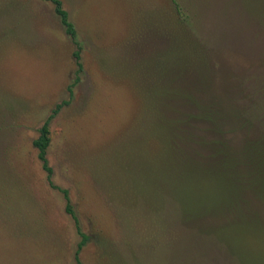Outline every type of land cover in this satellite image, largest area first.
I'll list each match as a JSON object with an SVG mask.
<instances>
[{
    "label": "rangeland",
    "instance_id": "obj_1",
    "mask_svg": "<svg viewBox=\"0 0 264 264\" xmlns=\"http://www.w3.org/2000/svg\"><path fill=\"white\" fill-rule=\"evenodd\" d=\"M60 1L82 46L80 81L77 47L55 5L0 0V264H78L77 256L82 264H264V195L218 166L227 185L190 172L204 159L217 165L210 139L264 142V0ZM168 21L173 32L149 45L164 50L190 36L200 57L150 75L154 67L141 62L152 51L134 43L149 23L163 31ZM201 60L207 69L197 73ZM191 82L206 86L216 109L237 114L222 134L205 136L206 125L182 117L193 112L182 102L169 103L163 125L157 113L153 120L168 142L138 123L150 86L170 100ZM51 115L49 181L34 141ZM167 143L195 161L178 181ZM219 196L232 210L214 208ZM78 230L89 237L79 255Z\"/></svg>",
    "mask_w": 264,
    "mask_h": 264
},
{
    "label": "trees",
    "instance_id": "obj_2",
    "mask_svg": "<svg viewBox=\"0 0 264 264\" xmlns=\"http://www.w3.org/2000/svg\"><path fill=\"white\" fill-rule=\"evenodd\" d=\"M46 2H52L55 5V10L56 13L59 15L61 22L63 26L66 28V31L68 35L71 37L73 40L74 44L77 47V50L74 52V58L76 60L77 64V81H80V73L84 71L83 63H82V58H81V51H82V46L81 43L78 41V34L77 30L72 22L69 20V15L66 10L63 8V4L60 0H43ZM179 9V4L177 2H174ZM183 16V15H181ZM184 20V19H183ZM167 29H164L163 31L158 29H155V23H149V30L145 31L144 34H146V39L143 42H139L137 39L134 44H136L135 48L139 45H145L149 46L147 50L152 51L149 55V59H144L142 60V66L145 65V67L148 69H153V71H149L150 75H157L159 71L162 72V77L163 75L169 74L174 70L172 66H174L176 63L181 62L183 59H190V61L193 63V60L196 58L198 59L200 56L195 52V46L197 45L196 41L190 37V36H184V35H176L175 37L180 40H177L175 45L173 47H170V43L166 41V47L165 49H161L160 47L153 48L151 45H149L148 41L151 42V40H154L155 42L158 41H163L160 37L159 33H165L171 34L173 32L172 27H176L172 22L168 21L167 22ZM142 32V31H141ZM137 34L141 35L140 32ZM143 34V35H144ZM169 36V35H168ZM183 39V40H182ZM139 47V46H138ZM145 47H142L146 49ZM152 47L153 49H151ZM131 49H129L130 52ZM163 50V51H161ZM154 53V55H153ZM162 54V57L158 55ZM158 56V58H157ZM153 66V67H152ZM198 66L200 69H197ZM201 66H203L202 70ZM142 69V68H141ZM207 69V66L204 67V63L202 60L200 63L196 66V72H201L203 73ZM143 72L145 71L142 69ZM184 71H186V68H183ZM201 70V71H200ZM189 71V70H188ZM146 73V72H145ZM186 73V72H184ZM79 74V75H78ZM148 74V72H147ZM214 75V74H213ZM209 79H211V76L209 75ZM200 84L202 83H208L207 80L203 78L202 76L198 78ZM76 81V83H77ZM198 82V81H197ZM197 82H191L189 83L190 85L185 88V89H180L178 90L174 96L169 100L171 97H167V94H161L163 90L160 91V88L157 86H153L151 89V86L149 87L150 90L146 93V98L147 101L143 98V101L146 103V109L144 110V116L142 115V118L140 117L138 123L141 124V121L145 120L146 122L144 123L147 125V123H151L153 125V128H156L158 131H160V138L164 140L165 142H168L166 139V128L161 127H156L153 123V120H156V113L157 117H159V121L156 123L159 125L161 123V113L166 110L168 107L169 103L172 102H182L186 105H189L190 107H193V112L191 113H185L182 117L186 119V117H190L193 122L196 124H200V122L204 125H206L205 131V136L208 132L216 135V134H222L221 131L223 130L224 127L227 128V125L230 126V123L232 122L231 119L234 117L238 118L237 114L231 112V109L225 113L219 111L216 109V103L215 102H210L205 98L204 93H208L207 88L205 85L199 86V88L195 84H199ZM152 81V85H153ZM195 86L198 88V90L195 88ZM74 85H71L69 87L70 93H72ZM166 92V91H165ZM163 95V96H162ZM152 106V107H150ZM61 108L58 107L55 113H57L58 110ZM54 118L53 115L48 118L47 121H45L43 127L41 128L40 131V136L38 139L34 141V146L38 150L39 153V159L43 163V169L48 173V178L49 181L52 180V174L53 170L49 166L48 162V150L49 147L51 146L52 138H51V131H50V123L52 119ZM227 120V123H226ZM139 124V125H140ZM163 125V124H160ZM224 132V131H222ZM205 136H199V144L202 145L204 142L205 144ZM211 138V137H210ZM263 139H254L252 141H247L244 140L240 145L235 143L234 146H230L228 142L225 140L224 143H221V141H207L208 143V150L212 151V149L217 153L218 156V161L217 165L212 162L208 163L206 159L204 161H199L196 162L198 167H194L195 170L189 168L188 161L192 164L195 161H191L190 159L182 160L181 157L179 156V153L175 151V149L172 148L171 144L170 146L168 145V157H169V167L170 170L173 174L178 176L175 179L178 181L184 176L187 175V171L190 170L192 173L193 178L194 177H199V176H204V178H211L213 176L217 177L222 183L227 182L225 179H223V176L225 174H221V172L218 170L223 169V171H226L227 173H231L233 176H239L240 181H239V186L241 185H247V186H255L257 187L260 191L259 195L260 197H263L264 195V145L262 142ZM195 141H192L191 143H194ZM179 149H182V147H178ZM177 148V149H178ZM182 151V150H181ZM185 153L184 151H182ZM186 157V156H184ZM212 159V158H211ZM218 166V168H217ZM247 174H250V178L253 179V181H242V177L247 176ZM214 178V177H213ZM238 178V179H239ZM247 180V179H246ZM229 184V183H228ZM230 185V184H229ZM236 194L237 193H233ZM65 198L67 200V212L71 215L74 216V211L73 207L71 205V200L69 197L68 192L64 191ZM229 200V199H228ZM226 198L223 196H219V201L216 202V205L214 208L217 207H228L232 210L230 206V200L228 201ZM245 216V215H243ZM257 216V215H256ZM219 218V217H218ZM221 218V217H220ZM246 219V218H245ZM248 221V222H247ZM244 225L247 224V226H256L255 225H250L254 224L252 223L253 221L257 220H247ZM223 227H227L226 225H222ZM248 228V227H247ZM79 235L81 236V242L79 243V250L77 252V255H79V252L82 251V249L85 247V245L89 241V237L84 234L82 231L78 230ZM78 264H82L80 257L77 256Z\"/></svg>",
    "mask_w": 264,
    "mask_h": 264
}]
</instances>
